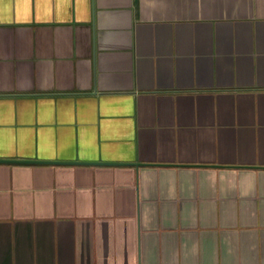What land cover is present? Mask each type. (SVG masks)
Returning a JSON list of instances; mask_svg holds the SVG:
<instances>
[{
	"label": "crops",
	"instance_id": "1",
	"mask_svg": "<svg viewBox=\"0 0 264 264\" xmlns=\"http://www.w3.org/2000/svg\"><path fill=\"white\" fill-rule=\"evenodd\" d=\"M0 160V264H264V0H0Z\"/></svg>",
	"mask_w": 264,
	"mask_h": 264
},
{
	"label": "water",
	"instance_id": "2",
	"mask_svg": "<svg viewBox=\"0 0 264 264\" xmlns=\"http://www.w3.org/2000/svg\"><path fill=\"white\" fill-rule=\"evenodd\" d=\"M0 161H9V160H0ZM14 162H32V161H27V160H14ZM35 162V161H33Z\"/></svg>",
	"mask_w": 264,
	"mask_h": 264
}]
</instances>
